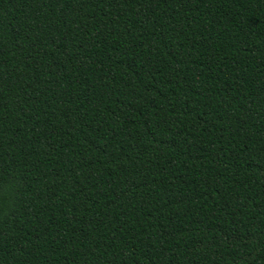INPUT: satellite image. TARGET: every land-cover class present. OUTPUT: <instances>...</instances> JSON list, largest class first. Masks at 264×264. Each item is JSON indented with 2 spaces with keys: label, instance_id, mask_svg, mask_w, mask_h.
<instances>
[{
  "label": "trees",
  "instance_id": "16d2710c",
  "mask_svg": "<svg viewBox=\"0 0 264 264\" xmlns=\"http://www.w3.org/2000/svg\"><path fill=\"white\" fill-rule=\"evenodd\" d=\"M0 264H264V0H0Z\"/></svg>",
  "mask_w": 264,
  "mask_h": 264
}]
</instances>
